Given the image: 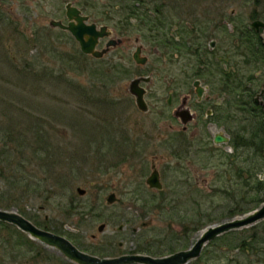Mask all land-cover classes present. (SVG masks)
I'll return each mask as SVG.
<instances>
[{
	"label": "rangeland",
	"instance_id": "1",
	"mask_svg": "<svg viewBox=\"0 0 264 264\" xmlns=\"http://www.w3.org/2000/svg\"><path fill=\"white\" fill-rule=\"evenodd\" d=\"M190 1L201 4V0ZM122 2L113 0L114 6H121ZM260 2L257 6L254 0H239L227 5L237 4L242 19L248 20L249 12L264 5V0ZM61 5L62 0H0V204L24 213L80 249L95 251L100 257L140 250L161 256L171 249H185L181 246H190L206 226L229 219L221 216L252 206L255 202L250 197L241 200L243 191L234 190L233 176L224 175L216 167L219 160L204 154L188 158V168L173 174L177 183L168 201L160 203L159 195L136 186L148 175L149 168L136 172V166H127L132 159L123 161L113 151V145H119L114 133L132 134L142 126L154 137L157 123H163V119H158L153 111L140 114L133 105L124 109L120 106L116 114L121 117L120 127L112 120L116 110L110 114L100 101L84 104L85 98L79 97L80 88L76 86H81L85 94L103 98L111 91L112 96L120 93L121 86L131 77H119L113 83L105 73L97 72L107 69L112 56L129 53L132 38L139 32L134 26L128 27L125 34L130 37L129 49L123 44L104 60L81 57L70 63L64 59L74 57L77 44L67 34L48 26L50 18L62 16ZM97 6L94 14L100 17L104 3L98 2ZM120 19V13L115 11L114 23ZM114 31L115 36L120 35ZM148 65L154 66L156 72L174 69L169 63L150 61ZM151 86L157 91L163 89L155 79ZM244 123L245 120L241 125ZM145 142L148 161L155 153L153 161L160 166L174 162L165 147L152 151L156 148L154 143L138 144ZM98 149L103 152L98 153ZM184 173L189 177L187 182ZM257 179L264 182V170ZM78 186L85 189L84 195L77 194ZM129 189L130 195L126 193ZM110 192L117 197L113 203L106 201ZM151 197L156 198L150 200ZM132 198L147 200L148 205ZM210 219L214 221L206 224ZM142 222L148 224L142 226ZM195 227L197 232L185 240ZM255 229L261 239L256 245L263 247L262 252L256 251L257 254L255 245L234 254L232 250L224 252L219 245L208 249L206 260L196 264H249V259L264 264V220ZM32 244L13 227L0 225V264L70 263L55 248ZM36 246L49 260L33 258L36 255L30 249Z\"/></svg>",
	"mask_w": 264,
	"mask_h": 264
},
{
	"label": "flooded vegetation",
	"instance_id": "2",
	"mask_svg": "<svg viewBox=\"0 0 264 264\" xmlns=\"http://www.w3.org/2000/svg\"><path fill=\"white\" fill-rule=\"evenodd\" d=\"M123 1L121 6H114L113 0H62V16L50 18L48 26L67 34L77 44L74 57L63 58L70 63H76L81 57L93 61L104 60L107 54L123 44L129 49L130 37L125 33L128 27L137 28L139 34L132 38V50L127 54H118L116 58L112 56L105 71L96 69V72L100 71L97 74L105 73L113 83L119 77H131L128 83L121 86L120 93L112 96L111 91L103 98L94 93L85 94L81 86L76 87L80 88L79 97L85 98L84 104L100 101L106 104L105 108L110 114L116 110L112 120L120 127L122 124L118 121H121V117L116 115L120 106L124 109L133 105L136 113L140 114L153 111L158 119H163V123H157L158 132L154 137L146 133L142 126L132 134L114 133L119 139V145L116 147L114 144L113 151L123 161L132 159L127 166H136V172H145L149 168L148 175L136 186L159 195V202L168 201L174 194L177 183L173 174L188 168L191 160L188 158L201 154L214 159L224 154L231 155L234 153L233 144L241 149V131H250L259 121L264 123V5L260 10L258 7L254 8L247 15L248 20H243L237 4L231 7L227 5L239 0H201V4H193L190 0ZM254 1L258 6L261 0ZM98 2L104 3L100 17L94 14ZM68 5L69 9H76V14L71 17L68 16ZM115 11L121 15V19L117 20L118 24L113 20ZM77 17H81L80 23L85 28H95L98 31L100 27H105L104 35L96 39L94 46L95 50L100 51L109 44L100 58L83 53L79 41L69 29L51 25L52 20L59 21L64 26L78 25ZM114 30L120 35L115 36ZM83 38H86L85 33ZM150 61L153 64L169 63L174 69L168 73L159 70L163 74H158L159 71L153 70L154 66L148 65ZM260 65L262 69H259ZM134 79H139L137 87L143 89L144 109L138 106L136 96L131 92L130 83ZM154 79L163 85L162 91L152 88ZM244 120L245 123L241 125ZM216 137L225 140L216 142ZM89 140L94 141L92 138ZM139 141L154 143L156 148L152 151L165 147L164 150L174 158V162L160 166L154 162L155 153L148 161L146 142L139 145ZM227 147L230 150H226ZM97 151L103 152L101 149ZM183 162L186 164L183 165ZM109 166L112 167V164ZM154 169L158 172L161 189L151 188L146 183ZM183 175L187 182L188 175ZM126 193L130 195V189ZM155 198L151 197L150 200ZM132 199L136 203L147 204V200ZM16 211L37 227L48 230L31 217ZM10 225L20 231L15 225ZM11 232L14 235L16 233L13 230ZM53 232L60 234L54 230ZM25 239L41 248L50 247L39 241ZM37 246L30 249L36 255L33 258L49 260ZM77 248L89 254H98ZM123 254L127 253L119 255ZM67 264L76 263L70 261Z\"/></svg>",
	"mask_w": 264,
	"mask_h": 264
},
{
	"label": "water",
	"instance_id": "3",
	"mask_svg": "<svg viewBox=\"0 0 264 264\" xmlns=\"http://www.w3.org/2000/svg\"><path fill=\"white\" fill-rule=\"evenodd\" d=\"M75 14L76 9L73 7H70L69 9L68 5V16L71 17ZM77 19L79 23L78 25L69 24L68 26H64L59 21L53 20L51 21V25H58L61 28L69 29L79 41L80 48L83 53H88L96 58H100L107 51L109 44H107V48H104L100 51L95 50L94 46L96 39L99 36L104 35L105 27H100L98 31H95V28H85V26L82 25L83 23H80L81 17H77ZM84 33L86 34V38H83ZM138 81L139 79L132 80L130 83V88L131 92L136 96V102L138 106L144 109V102L142 99L143 89L137 87ZM220 139L221 138L216 137L215 141L219 142L225 140V138L221 140ZM146 183L151 188H162V184L159 180V175L156 169H154L149 175ZM76 192L78 195H84L86 191L84 188L78 186L76 187ZM116 200L117 197L112 192L106 196L107 203H113ZM262 219H264V202L255 209L241 216L233 217L231 219L207 226L200 232L196 240L186 249L178 250L163 256H151L147 254L136 253L111 258H99L78 250L64 236L36 227L28 219L13 210L0 209V221L11 223L21 230L27 232L30 236L44 242L45 244L58 248L67 257L79 264H187L191 260L198 258L206 244L219 235L231 230L251 226ZM146 224L148 223L142 222V226H145ZM102 228L103 224L99 226V230H102ZM134 230H136V228H134Z\"/></svg>",
	"mask_w": 264,
	"mask_h": 264
},
{
	"label": "trees",
	"instance_id": "4",
	"mask_svg": "<svg viewBox=\"0 0 264 264\" xmlns=\"http://www.w3.org/2000/svg\"><path fill=\"white\" fill-rule=\"evenodd\" d=\"M240 137H241V141H240L241 149H238V146L233 144L234 153H232L231 155L224 154V155L216 157L219 161H217L218 163L215 165L216 167H218V169H222L221 172H223L224 175H226L227 173L233 176V182L236 187L234 190L243 191L240 196L241 200H246L247 199L246 197L248 196L250 197L251 201L255 203L252 206L247 207L246 209H240L235 212L231 211L228 214L221 216L220 218H227V217L230 218V217H233L234 215L244 214L256 208L259 204L264 202V196H262L264 193V182L262 180L257 179L258 173L261 170H264V123L262 121L261 122L259 121L258 124L254 128H252L250 131L249 130L247 132H244V130L241 131ZM254 178H255V181L252 180ZM153 203H156V201ZM160 203H163V202H160ZM156 204H159V203L157 202ZM0 208L8 209L6 207H3V205L1 204H0ZM213 221L214 220L210 219L205 223L209 224V223H212ZM262 221L250 227H245V228L238 229V230H232V231H229L227 233H224L216 237L204 247L200 256L197 259L192 260L189 263L196 264L199 261H205L209 255L206 253L208 249H210L211 247L216 248L219 245H221L224 248L223 250L224 252H226V250H230V251L232 250L234 254L235 253L238 254V252L240 251L243 252L246 246H249V248L250 246L255 247L257 243L259 244V241L261 242V239L257 237V234H256L257 230L255 228L259 224H261ZM0 225L5 228L13 227L12 225L6 222H1V221H0ZM196 229L197 227L190 230L188 234L185 236V240H187L188 237H191V235L194 232H197ZM19 233L24 235L20 231ZM181 247L186 248L187 244H183ZM253 250L255 252L256 251L262 252L263 247L257 246ZM174 251H175L174 249H171L166 254L172 253ZM136 252H141V253L147 252L148 254H151V255L157 254V253H153V252L151 253L145 250H140ZM256 253L258 254L259 252H256ZM238 258H240V256ZM238 258H237V261H239ZM230 259H226V261L227 260L230 261ZM251 262L253 261L249 259V264ZM253 263L255 264V262Z\"/></svg>",
	"mask_w": 264,
	"mask_h": 264
}]
</instances>
